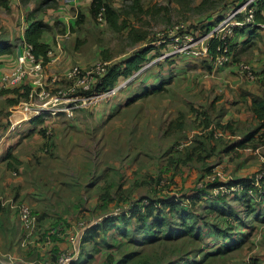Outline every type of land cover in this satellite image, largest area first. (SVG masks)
Returning <instances> with one entry per match:
<instances>
[{
    "label": "rangeland",
    "instance_id": "obj_1",
    "mask_svg": "<svg viewBox=\"0 0 264 264\" xmlns=\"http://www.w3.org/2000/svg\"><path fill=\"white\" fill-rule=\"evenodd\" d=\"M54 1L48 5L49 8H54V11H48L49 8L43 6L36 14L37 18L46 20L44 22L51 27L44 35V40H51V47L56 36L63 34L65 30L57 14L62 5H59L57 0ZM59 1L65 3L63 0ZM107 1L121 12V20L127 21L128 28L120 32L114 31L105 16L103 21L92 18L88 5L80 7L77 11H69L66 17L77 23L80 15H83V20L77 26L76 32H73V37L61 43L64 55L58 62L61 60L67 67H90L104 61L110 62V66L121 65L131 55L154 46L148 58H156L157 60H152L156 65L131 81L112 101L100 103L98 114L97 109L79 110L73 118L61 115L59 120L53 123L48 120L54 127V133L49 138L40 132L43 123L38 126L34 124V135L38 134L37 136L44 139L41 138L38 143L36 138L34 139V158L27 170L20 174L17 170L20 184L16 185L14 192L17 191L16 203L25 202L30 205L43 229L59 225L71 228L80 222L89 224L117 209L127 210L134 201L141 198L156 199L164 194L180 196L198 187L204 175L209 172H205L206 170H220L225 179L231 176L232 179L245 177L257 180L264 174V146L261 139L250 142V146H259V154L235 152L233 149L226 151L229 146L232 148L231 145L235 141L242 139V134H249L255 127L248 126V122L243 120L237 123V128L230 121L221 123L222 116H227L228 111L225 112V109L229 103L223 102L214 106L217 99H222L223 96L218 95L211 105L210 100L204 97L206 89H201V86H205L201 83L206 81V78L209 80V76L205 77L208 70L204 72L198 69L200 65H206L205 60L192 59L196 65L188 62L189 64H186L190 65L189 68L186 69L188 66L183 64L185 70H182L179 62L183 56L167 55V61H164L167 57L161 58L168 47V44L162 41L167 39V32L172 26L184 22L188 28L193 27V31L203 32L204 25L224 12L229 13L231 7L240 5L242 0H140L142 11L133 9V0ZM41 2L42 0H36L35 8L39 7ZM21 4L20 1V7ZM29 13L22 11L17 14L0 6L2 18L18 19L15 25L17 34H24L23 22ZM251 29L245 30L247 32ZM8 32L4 26H0V43L3 42L2 39L9 38ZM131 32L146 36V40L135 43ZM235 40L237 38L234 35L231 44L233 52L232 45H235ZM8 42L12 44L15 52L16 46L22 44L16 37ZM19 52L20 50L8 57L16 58ZM233 55L235 62H238L235 52ZM166 62L176 63L170 80L173 83L171 82L162 94L147 98L144 96L145 98L141 97L128 105L127 102L134 96L145 92L144 77L148 72L157 71L156 75L152 73V77H157L158 74L164 76L163 72L159 73L158 70ZM2 63L3 61L0 69ZM63 72L64 70L58 73ZM58 73L57 75H61ZM185 80H190L189 84L192 81L195 85L197 83V91L192 95V91H188L185 86L181 88ZM165 81L167 80L163 82ZM7 104L8 101L0 97L2 134H6L11 127V119L14 120L9 117L13 113H9ZM237 109L239 111V108ZM108 113L109 118L102 122H96L94 119L95 115L104 118ZM6 126V132L1 131ZM216 126L226 132V138L218 134L210 135ZM18 128L19 126L9 133L7 146L11 144L14 135L26 133V129L17 133ZM28 133L27 136L21 135V146L14 149L18 156L28 157L27 145L24 142L29 139ZM196 140L200 146L193 153L191 148L196 145ZM181 145L184 146L179 150L178 146ZM168 176H172V179ZM259 188L264 189V186L260 185ZM228 204L231 207L239 206L234 202ZM193 209L194 207H190V210ZM239 210L242 211L243 208ZM196 211L198 214H204L198 208ZM45 221L48 226H42ZM255 221L257 222H251L250 226H254V230H251L253 234L245 246L227 255L204 259V264H250L253 258H256L258 264H264V222L257 219ZM211 222L218 226L216 220ZM235 231L248 232L249 228ZM142 234V231L137 234L138 242L127 237L124 238L126 244L118 245L116 250H111L108 246L104 248L107 252H114L118 260L126 259L124 264H170L176 261L184 264L187 258L201 260L202 256L197 255L198 251L211 246L210 240L197 242L193 236L180 237L175 241L164 238L150 241L143 239ZM100 238L103 243V237ZM7 251L13 252L9 249ZM107 252H104V255ZM112 259L114 262L109 261L108 264H117L114 257ZM24 260L30 262L29 259Z\"/></svg>",
    "mask_w": 264,
    "mask_h": 264
},
{
    "label": "trees",
    "instance_id": "obj_2",
    "mask_svg": "<svg viewBox=\"0 0 264 264\" xmlns=\"http://www.w3.org/2000/svg\"><path fill=\"white\" fill-rule=\"evenodd\" d=\"M21 1L26 4L30 0ZM50 1L51 0H44L37 9L31 11L27 16V21L30 25L24 32V42L33 47V53L37 57L47 58L48 53L51 51V45L44 42V35L48 32V30H51V27L43 20L36 17L37 12ZM0 6H3L8 10L10 9L8 1L6 0H0ZM238 6L239 4H235L231 7V9L237 8ZM132 7L134 10L142 11L140 0H133ZM103 8H105L104 16L106 21L110 24L114 31L120 32L128 28L127 21L121 20V12L116 10L107 0H92L90 7V15L92 18L98 19V14ZM254 8L255 21L257 23H263L264 0H258L254 4ZM226 14L227 12H224L212 22L204 25L202 27L204 30L203 32H207L212 29V27L222 20ZM239 19H242V16H240ZM82 20L83 15H80L77 25L81 24ZM189 28L191 29L193 27L190 26ZM259 29V27L256 29L252 28L251 31ZM245 32L246 30L243 28H235V37L238 38L240 35H244ZM131 34L135 43L146 40V36L142 34H136L135 32H131ZM212 42L215 47L217 45V41ZM154 48V46L147 47L141 52L135 53L125 59L122 64L120 63L121 65L115 64L110 66L107 74L103 77L101 83H98L95 91L98 92L100 90L113 88L119 84L122 79L126 80L135 73L139 72L151 61L148 57ZM14 53L15 50L13 49L12 44L8 41L1 42L0 64L3 56ZM205 61L209 63L208 60ZM209 69L212 70L210 64ZM263 80L264 79H261V81ZM6 91L7 93L13 95V98L7 100L8 104L16 105L20 101L27 99L29 87L21 86ZM145 95H148V92L139 96H134L127 102L128 105ZM253 109L256 117L261 120V127H264V100L254 101ZM30 123H34L35 125L37 124L38 126L43 123V120H41V118H33ZM6 128L7 126L5 129ZM40 128V132L43 136H45V127L42 125ZM253 138L254 133L247 134L240 143L239 147H243L245 143L252 141ZM261 140L262 143H264V134L262 135ZM206 172L208 173L204 175L202 182L214 171L212 172L210 170H206ZM258 182L260 185L264 186V175ZM255 183L256 179L242 178L240 180H233L227 183L225 182L224 184L222 182H216L213 184L206 183L203 188H200L199 184L195 189L183 193L180 196L165 195L156 199L141 198L138 201H134V203L128 208V211H123L118 216H108L100 224L91 227L83 238V244L89 243L102 235L103 242L112 250L114 248H111L108 241L109 234L112 231H115L114 241L119 246L126 244L124 238L127 237H131L132 240L138 242L137 234L141 231L143 232V239L150 241H158L161 238L168 239V241H175L180 237L193 236L197 242H202L206 239L210 240L211 246L207 249L198 251L197 255L202 256L201 260L196 261L193 258H187V261L184 264H202V260L204 264V259H212L213 257L227 255L231 252L240 250L247 244V242H249L250 236L253 234V231L251 233V230H254V226H250L251 222H257L255 221L256 219L259 222H264V189H260V185L256 186ZM221 185H241L243 190L235 192L234 195H214L212 190L220 187ZM249 189H252L253 194L258 197L249 196ZM233 197H235V200L241 199V201L245 202V220H243V218L238 215L236 210L228 204V200ZM200 201H203L207 207L206 214L202 215L191 213L190 207L198 206ZM213 220L218 222V226L211 222ZM134 221L139 224H135ZM173 225L176 226L174 227ZM244 227H248L249 231H235L236 229L241 230ZM118 238L120 239L118 240ZM67 240V236L63 238H55L50 248H53V251L58 246V243L67 242ZM119 246H116V249ZM125 261L126 259L119 260L117 264H124ZM170 264H181V262L176 261L171 262ZM250 264H258V261L256 258H253Z\"/></svg>",
    "mask_w": 264,
    "mask_h": 264
},
{
    "label": "built area",
    "instance_id": "obj_3",
    "mask_svg": "<svg viewBox=\"0 0 264 264\" xmlns=\"http://www.w3.org/2000/svg\"><path fill=\"white\" fill-rule=\"evenodd\" d=\"M258 0H243L241 4L227 13L222 20L207 32L188 28L181 22L172 26L167 32V39L162 41L168 44L161 58L167 55H180L192 59L208 60L211 65V72H207L205 77L213 76L219 70L225 69L236 63L238 71L249 81H258L264 79V68L256 70L254 66L246 62H235L233 51L231 49L232 39L235 35V28H257L264 30V22L255 21L254 4ZM105 8L98 14L100 21L104 20ZM242 16V19L239 17ZM212 41H217L214 47ZM213 44V45H212ZM57 47L62 50L61 43L57 41ZM165 47V46H164ZM16 56L15 66L9 72L0 75V92L16 87L28 86L29 93L26 100H23L14 107L12 113H18L21 118L11 119V127L6 134L0 132V148L10 140V132L23 122H28L33 118H41L45 127V136L49 138L54 133V127L51 123L59 119L61 115L66 118H73L79 110H92L100 103L110 102L122 90L126 89L128 84L145 71L152 68L156 58H153L139 72L135 73L127 81L123 80L113 88L100 90L96 92L98 83H101L103 77L110 68V62H97L90 67L72 66L64 70L61 75H52L50 65L57 59H50L51 51L47 58L37 57L33 53V47L25 43ZM215 48V49H214ZM57 57V56H56ZM168 57L164 61H167ZM48 120H52L51 123ZM9 134V135H8ZM184 145L178 146L181 150ZM264 173V172H263ZM256 180L255 185L259 186ZM227 181L225 175L216 170L201 182L200 188L205 187L206 183ZM241 185L227 186L221 185L213 189L214 195H233L235 192L242 191ZM249 194H253L249 189ZM13 209L17 211L22 227L25 231V244L33 241L34 235L39 237L40 242L46 246H51L55 238L68 237L71 247L60 251L55 259L40 261L37 264H74L80 259L81 246L83 238L87 231L100 224L108 216H118L123 211L119 210L107 213L93 220L89 224L80 222L77 226L65 228L62 225L43 229L39 223V218L30 205L25 202L13 204ZM10 264H25L21 259L9 257Z\"/></svg>",
    "mask_w": 264,
    "mask_h": 264
},
{
    "label": "crops",
    "instance_id": "obj_4",
    "mask_svg": "<svg viewBox=\"0 0 264 264\" xmlns=\"http://www.w3.org/2000/svg\"><path fill=\"white\" fill-rule=\"evenodd\" d=\"M6 1H8L10 9L14 13H17V14L22 11L31 12L38 8V7L35 8L36 6L34 2H36V0H30L26 4L22 3V1L20 0L22 3L21 7H20V1L18 0H6ZM43 1L44 0H42V2ZM63 1L65 3L57 0L59 5H62V7L60 8V11L57 12V14L59 15V22L64 25L65 30L63 34H58L56 36L55 41H54L55 45L53 44V46L51 47L52 54L50 56V59H57L56 62L50 65L52 75H57L58 72H61L62 70L69 68L67 67V65L62 64L61 60L58 62V60L63 57L64 51L63 49L60 51L55 43L57 41L62 43L65 40L71 39V37H73V32H76V28L77 26H79L74 20H72L69 17H66L68 15V12L73 11L74 9H76L77 11L80 7L87 6V5L89 6V10H90L91 3H92V0H63ZM54 2H55L54 0H51L49 3L45 4L44 7L46 6L48 7L49 4H53ZM47 10L54 11L55 9L49 8ZM17 21L18 19L16 20L15 18H12V17H10L7 20L5 18H2V16L0 15V26H4L5 29L9 31L8 35L10 34L9 38L7 37L5 40L4 39L2 40L12 41V38L16 37L22 43L21 45L16 46L17 48H16L15 53H17L24 44V34L16 33L15 25ZM44 21L46 22V20ZM23 24H24V27H23L22 32H25V30L29 27L30 23L26 19L23 22ZM255 38H257V40H255ZM49 41L51 40L50 39L44 40L45 43L51 44ZM65 52L68 54L67 51ZM234 52H235L236 57L238 58V62L243 61L246 63H250L254 66L256 70L258 71L262 70L264 68V31L259 29L255 31H247L244 33V35H240L237 38V40H235ZM8 56L9 55H5L1 58L3 63L0 69V75L5 72H9L15 66L16 58H12ZM188 62H192V58L184 57L180 60L179 65L183 67L182 70L183 69L185 70V66L183 64L188 66L186 69L189 68L190 65H188L189 64ZM192 63L196 65L195 62H192ZM175 64L166 62L165 65L163 66L161 65L162 68H160L158 72L160 73V71H162L163 72L162 74L164 76H160V74H158L157 77L156 76L152 77V73H155V75L157 74L156 73L157 71L153 72L152 70L146 74V76L144 77V89H145L144 93L148 92V95H145L146 98L160 94V93L162 94L164 89H166L167 86H170L173 83L170 80H172L173 67L175 66ZM205 64L206 65L204 64L200 65L198 70L204 71V72L208 70V72H211V70L209 69V63L205 61ZM58 74H61V73H58ZM206 79H207L206 81L201 83V85L203 84L205 85V86H201V89L203 87L206 89V92H204L205 94L204 97L210 100V105L215 102V99L218 95L223 96V98L222 99L218 98L214 106H218L223 102L229 103L226 105V109H225V112L228 111L227 116L226 114L222 116L223 120L221 121V123H224V121H230V123L231 124L234 123V126L236 127L237 123L239 124L240 121L242 120L243 122L247 121L249 124L248 126L253 125L255 127V128H252V130L250 131V133H254V138L252 141L255 142L258 139H261L262 135L264 134V127H261V120L258 119V117H256V115L253 112L254 110L253 103L256 100H264V80L263 81L247 80L238 71V67L236 63L228 66L225 69L219 70L213 76H209V80L208 78ZM164 80H167V81L163 82ZM189 82L190 80H185L181 88L185 86L188 91H192L190 92L192 95L193 93H195V91H197V83L195 85L193 81L191 82V84H189ZM0 97H4L5 100H8V99L13 98V95L5 91L4 93L0 92ZM139 99H141V97ZM99 105L93 108V109H97L96 110L97 114L99 113V109H100ZM233 105H236V106H233ZM7 106L9 109V113H11L14 107L17 106V104L16 105L7 104ZM236 107L239 108V111ZM109 115L110 114L108 113L106 117L104 118H102L99 115L98 116L95 115L94 119L96 120V122L97 121L102 122L105 119L109 118ZM9 117L10 119L11 118L19 119L21 118V115L18 113H14L10 115ZM58 120L59 119H57V121ZM6 129L4 127L2 128L1 131L5 132ZM25 129H26L25 131L26 133L29 132L28 133L29 139L24 141L27 145L28 153L26 155L28 157L18 156L16 155L17 152H14V149H16V146H21L20 140H21V135L23 133L20 135L18 134L14 135L12 137V140L10 141L11 142L10 145L7 146L6 145L7 143H6L3 147L0 148V264H10V261H9L10 256H12L14 259L23 258L21 260H23L25 264H37L40 261L53 260L60 251L67 250L71 247L69 240H67V242L58 243V246L52 251L53 248H50V246H46L43 242H40L39 237L37 235H34V239L32 242L25 244V231L22 227L17 211L13 209L12 207L13 204L17 201V191L14 192V189L16 185L20 184V180H19L20 176H17L16 172L18 170L20 174V172L28 169L29 167L28 165L31 164V161L34 158V139L36 138L35 140H37V143H38L40 139L42 138L40 136H37L38 134L34 135V123L23 122L21 129L18 128L16 132L20 133ZM26 133H24L23 136H27ZM212 133L213 134H210L211 136L212 135L216 136L215 134H218L220 137H224V138L227 137L226 132L219 129L217 126L213 130ZM12 135L13 134H11V136ZM246 135L247 134L245 135L242 134V139L239 141H235L231 145L232 148L229 146L226 149V151L230 152L233 149V151L235 152L244 151L246 154L247 153L251 155L259 154V151H260L258 148L259 146L257 148H255V145L250 146V142L252 141L245 143L243 147H239L240 143L243 141ZM203 138L206 139V136H204ZM199 146L200 144L196 140V145L191 148L193 153H195V151L199 148ZM262 146H264V143H262ZM169 177L172 179V176H168V178ZM242 178H245V177H241L239 179H235V178L232 179L231 176H228L226 181L231 182L233 180H240ZM163 196H165V194ZM249 196L258 197V196H255L254 194H249ZM233 198L229 199L228 202L229 203L234 202V203L239 204L238 207L232 206V208L236 210L238 215L242 217L243 220H245L246 218L245 202L241 201V199L233 200ZM257 200L259 201L258 198ZM29 203H33V202L30 201ZM102 203H105V202H102ZM33 206H34V203H33ZM241 207L243 208L242 211L239 210ZM197 208L199 209L200 212L204 213L202 215L206 214L207 207L205 206L203 201H200L198 206H196V208L194 207V209L191 210V213L198 214V212L196 211ZM43 225L48 226V222L47 221L42 222V226ZM114 235H115V231H112L109 234L108 241H110L109 243H110L111 248H114V250H116V246H118V244L114 241V238H115ZM100 236L103 237L102 235ZM100 236L89 243L82 244L80 259L74 264H108L109 261L110 263L114 262L112 259L113 257L115 259V262L119 261L118 257H116V255L113 254L114 252L112 251L107 252L108 250L104 248V246L106 247V244L104 242H103L104 244L100 242V239H101ZM119 239L120 238H118V240ZM102 241H103V238H102ZM8 249L13 252H8L7 251ZM19 252H23V253H19ZM104 252H107V254L104 255ZM6 258H8V260ZM24 259H29L30 262Z\"/></svg>",
    "mask_w": 264,
    "mask_h": 264
}]
</instances>
